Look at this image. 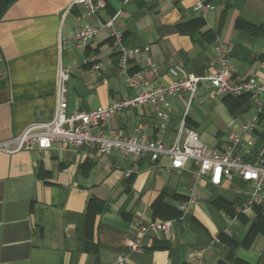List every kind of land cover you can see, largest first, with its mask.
Returning <instances> with one entry per match:
<instances>
[{
    "label": "crops",
    "instance_id": "1",
    "mask_svg": "<svg viewBox=\"0 0 264 264\" xmlns=\"http://www.w3.org/2000/svg\"><path fill=\"white\" fill-rule=\"evenodd\" d=\"M74 2L19 0L0 21V142L53 119L60 60L70 75L69 114L136 95L120 74L119 48L107 31L83 47L74 39L80 28L113 18L130 53L131 73L150 61L159 68L148 74L154 84L203 76L217 42L231 49L233 81L264 82V0H206L211 9L205 16L195 10L197 0H106L97 16ZM188 100L184 93L170 100L164 133L152 104L116 114L104 132L142 134L171 145L185 121L210 150L226 151L232 132L256 108L252 97L228 99L206 84L191 104L201 116L188 113ZM253 141L251 149L239 146L233 153L259 164L264 113ZM170 165L167 158L153 163L149 156H102L65 144L0 152V264H119L120 257L125 264H264V192L252 211L239 214L250 184L236 177L215 187L206 176L198 178L192 164L181 174L168 172ZM190 199L195 203L181 212L179 203ZM154 222L173 227L141 231ZM130 240L140 241L141 250L132 251Z\"/></svg>",
    "mask_w": 264,
    "mask_h": 264
},
{
    "label": "built area",
    "instance_id": "2",
    "mask_svg": "<svg viewBox=\"0 0 264 264\" xmlns=\"http://www.w3.org/2000/svg\"><path fill=\"white\" fill-rule=\"evenodd\" d=\"M81 5L90 16H97L107 6L106 0H75L73 6ZM211 9L206 0H197L195 10L205 16ZM107 31L119 48V71L128 86L136 91V95L123 99L107 108H98L90 112H77L69 114L67 102L68 84L70 75L62 60L56 70V107L53 119L49 122H36L27 126L23 132L12 138L0 142V152L17 154L20 152H41L49 150L55 145H68L73 150L87 148L97 151L102 156L119 153L124 157L149 156L153 163L163 158L170 160L168 172L181 174L187 165L192 164L198 178L206 176L212 186L220 187L225 181L232 182L239 177L243 182L250 184L252 190L248 198L240 206L238 213L245 214L263 201L264 192V162L252 164L234 155L233 151L239 146L251 149L254 145L253 135L264 113V82L254 78L243 82L231 79V49L222 42L214 46V61L211 70L203 76L190 75L178 78L170 85L154 84L148 77L155 74L159 68L150 61L142 71L131 73L130 53L123 46V33L116 26V19L98 22L80 28L74 39L78 46H86L100 32ZM148 51V49H146ZM176 75V73H175ZM209 86L213 91L223 97L240 98L250 96L256 100V108L239 132H232L229 148L226 151L210 150L202 143L200 133L187 130L185 121L179 128L177 138L171 145L161 139L150 140L145 135L134 134L129 137L110 136L104 132L110 120L118 113L129 109H136L152 104L156 107L157 117L160 121L159 131H166V122L170 115V100L180 94H188V106L203 85ZM141 133V127L137 130ZM195 200L188 203H179L181 212L189 211ZM172 222H154L142 232L154 230L170 232ZM127 246L134 252L141 250L140 241H128ZM125 258L118 259L119 264H125Z\"/></svg>",
    "mask_w": 264,
    "mask_h": 264
},
{
    "label": "trees",
    "instance_id": "3",
    "mask_svg": "<svg viewBox=\"0 0 264 264\" xmlns=\"http://www.w3.org/2000/svg\"><path fill=\"white\" fill-rule=\"evenodd\" d=\"M19 0H0V21L5 17L9 9L17 3ZM250 96H244L240 98L227 97L228 99L240 100L243 98H249Z\"/></svg>",
    "mask_w": 264,
    "mask_h": 264
},
{
    "label": "rangeland",
    "instance_id": "4",
    "mask_svg": "<svg viewBox=\"0 0 264 264\" xmlns=\"http://www.w3.org/2000/svg\"><path fill=\"white\" fill-rule=\"evenodd\" d=\"M192 104V103H191ZM192 108V109H191ZM207 109H208V107H206ZM185 111V110H184ZM190 111H191V115H199L200 114V116L202 115V110H201V108L195 103L194 104V106L193 107H191V105H190V107H189V111H188V113H190ZM212 130L213 129H211V130H209V132L208 133H212Z\"/></svg>",
    "mask_w": 264,
    "mask_h": 264
}]
</instances>
